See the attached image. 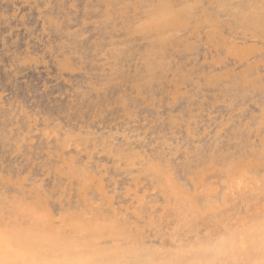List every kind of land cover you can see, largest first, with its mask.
Listing matches in <instances>:
<instances>
[{
	"label": "rangeland",
	"instance_id": "1",
	"mask_svg": "<svg viewBox=\"0 0 264 264\" xmlns=\"http://www.w3.org/2000/svg\"><path fill=\"white\" fill-rule=\"evenodd\" d=\"M0 264H264V0H0Z\"/></svg>",
	"mask_w": 264,
	"mask_h": 264
},
{
	"label": "bare ground",
	"instance_id": "2",
	"mask_svg": "<svg viewBox=\"0 0 264 264\" xmlns=\"http://www.w3.org/2000/svg\"><path fill=\"white\" fill-rule=\"evenodd\" d=\"M5 248V247H4ZM5 252V251H4Z\"/></svg>",
	"mask_w": 264,
	"mask_h": 264
}]
</instances>
